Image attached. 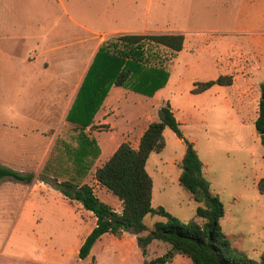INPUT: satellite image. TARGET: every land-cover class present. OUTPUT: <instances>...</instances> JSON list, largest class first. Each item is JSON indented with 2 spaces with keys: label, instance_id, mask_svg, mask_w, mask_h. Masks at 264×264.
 <instances>
[{
  "label": "rangeland",
  "instance_id": "1",
  "mask_svg": "<svg viewBox=\"0 0 264 264\" xmlns=\"http://www.w3.org/2000/svg\"><path fill=\"white\" fill-rule=\"evenodd\" d=\"M133 1H137L139 11L149 7L151 29L155 34L168 30L183 31L185 39L179 52L144 42L150 68L164 72L163 77L160 75L163 86L151 96L120 87L116 103L118 117L109 119L118 128L115 141H125V135H122L125 127L138 132L148 123V117L153 116L155 120L159 106L170 100L178 118H186L180 130L188 140L194 139L198 157L206 164L204 177L210 182L211 192L217 194L223 203L225 214L220 220L223 233L233 248L250 259L258 260L264 251V195L257 191L256 186L259 179L264 178V146L254 128L253 108L248 105L257 102L264 93L261 91L264 70L258 71L251 55L230 56L232 76H237V88L215 93L213 97L218 100L213 103L190 95L191 82L203 77L198 70L199 65L216 50L211 48L210 40L207 45L201 44V37L189 31L208 29L215 25L214 22H231L232 26L235 18L242 15L264 17V7L256 0L246 2L247 8L243 11L242 0ZM17 73L13 75L10 86L5 80L1 55L0 165L31 174L33 179L31 183L7 178L0 181V264H145L169 252L171 247L168 244L153 241L147 247V255L143 256L136 237L122 232L103 235L87 258H79L78 251L95 226V218L78 202L64 198L50 182L87 184L100 201L119 213L121 202L99 186L94 178L96 168L109 159L112 151L104 147L99 158L92 161L89 157L78 158L79 131L88 135L79 127L70 126L69 121L67 124L59 122L58 138L54 133L47 135L53 142L49 151H36L38 137L31 130L34 120L26 115L39 113L42 104L36 102V89L26 87L27 84L19 79L23 71ZM215 74L223 75L224 72L218 67ZM243 83L247 85V97L240 105L235 92L244 86ZM225 96L228 98L222 99ZM224 101L228 105H224ZM240 107L248 111V118H242L238 113ZM163 139V149L151 153L146 163V171L153 184L152 208L162 207L182 221L196 219L202 223L203 219L195 216L197 207L202 204L194 201L176 180L180 174V163L175 162L181 158L184 144L169 129L164 131ZM157 221L165 223L166 219L147 215L143 220L147 229L141 235L145 236ZM166 264H191V261L173 254Z\"/></svg>",
  "mask_w": 264,
  "mask_h": 264
},
{
  "label": "trees",
  "instance_id": "2",
  "mask_svg": "<svg viewBox=\"0 0 264 264\" xmlns=\"http://www.w3.org/2000/svg\"><path fill=\"white\" fill-rule=\"evenodd\" d=\"M146 41L179 52L183 48L184 36L121 35L105 42L95 54L75 101L68 111L66 121L80 130L91 126L94 115L112 86L127 88L147 96H151L156 89L162 87L160 75L163 77L164 72L161 69L150 68L151 62L149 64V56L143 45ZM152 59L153 57L150 58ZM231 84V76H219L215 80L194 83L191 93L200 94L214 85ZM261 91L264 92V86L261 87ZM254 128L264 146L262 98L258 101ZM165 129L171 130L184 144L185 151L180 163L178 184L194 201L202 204L195 211L196 218L203 219L202 223L196 219L182 221L162 207L152 208L153 184L146 171V162L151 153L163 149ZM99 154L95 141L79 131L77 157L81 159L89 157L92 161ZM4 178L31 183L33 176L0 165V181ZM94 178L98 185L121 202L119 213L100 201L93 188L87 184L76 185L69 181L55 180L50 182L64 198L80 203L82 208L95 218L94 228L86 236L78 251L80 259L90 255L92 247L103 235L126 232L136 237V243L143 256L147 255V247L153 241H160L171 247L165 255L145 264H166L173 254L188 258L191 264H264V251L258 260L250 259L233 248L223 233L220 225V220L225 214L223 203L218 195L211 192L210 182L203 175V165L194 144L183 136L169 103L158 109V120L148 125L140 138L138 148L133 149L128 143H121L109 159L95 170ZM256 187L257 191L264 195V178L259 179ZM149 214L160 216L166 219V222H155L152 229L142 236L147 229L143 220Z\"/></svg>",
  "mask_w": 264,
  "mask_h": 264
},
{
  "label": "crops",
  "instance_id": "3",
  "mask_svg": "<svg viewBox=\"0 0 264 264\" xmlns=\"http://www.w3.org/2000/svg\"><path fill=\"white\" fill-rule=\"evenodd\" d=\"M256 1L264 7V0ZM246 2L250 3V0H242V11L247 8ZM214 24L208 29L189 31L190 34L201 37V44L207 45L210 40L211 48L216 50L215 54L211 53L208 60L199 65L198 70L203 77L192 81L189 89L190 95L207 100L208 103L217 102L218 99L213 97L215 93L237 88V76H232L233 63L230 56L251 55L258 71L264 70V17L242 15L235 18L232 26L231 22ZM151 25L149 7L139 11L137 1L133 0H0V41L3 45L0 56L3 58L5 80L11 86L13 75H17L19 70L23 71L24 74H19V79L27 84L26 87L36 89V102L42 104L39 113L34 116L24 114L28 119L34 120V126L30 129L38 137L37 140L33 139L38 141L36 151H49L53 142L47 135L54 133L58 138L59 124H67L68 111L98 49L117 36L155 34ZM184 33L175 30L163 32L183 36ZM218 67L224 72L223 75L215 74ZM226 75L232 77L230 86L214 85L200 94L191 93L194 83L215 80ZM246 86L244 84L235 92L240 105L247 97ZM120 92V87L112 86L92 125L83 129L95 141L99 153L107 147L111 149L112 155L121 143H128L133 149H137L148 125L158 120L157 110L155 120L153 116L148 117V123L138 132H132L125 127L122 132L125 141H115L118 128L109 119L118 117L119 108L116 103ZM226 97L222 99H227ZM258 101L248 105L250 109L253 108V120L257 117ZM167 103L180 126L185 124L186 118H178L170 100ZM222 103L228 105L225 101ZM164 104L163 102L161 106ZM192 112L195 113L193 110ZM238 113L242 114V118H248V111H243L241 107L238 108ZM106 135L107 138H99ZM183 136L186 138V135ZM189 141L195 147L194 139ZM183 154L175 163H181ZM99 156L100 154L98 158ZM201 163L204 171L206 164L203 161Z\"/></svg>",
  "mask_w": 264,
  "mask_h": 264
},
{
  "label": "water",
  "instance_id": "4",
  "mask_svg": "<svg viewBox=\"0 0 264 264\" xmlns=\"http://www.w3.org/2000/svg\"><path fill=\"white\" fill-rule=\"evenodd\" d=\"M261 98L264 99V93H263V95L261 96Z\"/></svg>",
  "mask_w": 264,
  "mask_h": 264
}]
</instances>
